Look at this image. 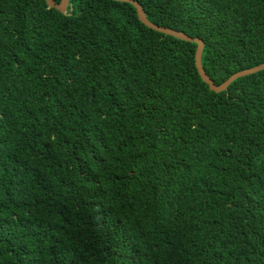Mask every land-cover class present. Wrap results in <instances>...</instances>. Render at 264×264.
Here are the masks:
<instances>
[{"label":"trees","instance_id":"16d2710c","mask_svg":"<svg viewBox=\"0 0 264 264\" xmlns=\"http://www.w3.org/2000/svg\"><path fill=\"white\" fill-rule=\"evenodd\" d=\"M133 1L215 85L264 63V0ZM194 51L0 0V264H264V70L213 93Z\"/></svg>","mask_w":264,"mask_h":264},{"label":"water","instance_id":"95a60500","mask_svg":"<svg viewBox=\"0 0 264 264\" xmlns=\"http://www.w3.org/2000/svg\"><path fill=\"white\" fill-rule=\"evenodd\" d=\"M43 1L45 2L46 6L48 8H52L60 14H65L69 0H59L58 3H55L53 0H43ZM111 1L126 3V4L131 5L133 7V9L135 10L137 20L144 27H146V28H148L154 32H157V33H160V34H163L166 36H170V37L175 38L177 40L195 44V51H194L193 60H194V67H195L196 73L199 76L201 82H203L207 86L208 90L213 92V93L224 92L227 89V87L231 84L232 81H234L240 77L248 76V75H251V74H254V73H257L259 71L264 70V63H262L260 65L255 66V67L245 69V70H242L239 72H235V73L231 74L229 77H227L219 85H215L209 79V77L205 74L204 70L201 67V52H202L203 44H202V41L200 39L191 38V37H189V36H187L181 32L171 30L168 28H163V27H160V26H157V25L150 23L146 19V17L144 16V13H143L141 7L139 6V4L136 1H133V0H111Z\"/></svg>","mask_w":264,"mask_h":264}]
</instances>
